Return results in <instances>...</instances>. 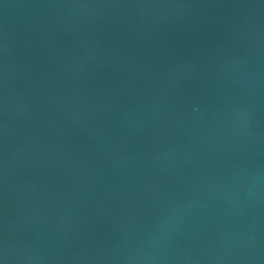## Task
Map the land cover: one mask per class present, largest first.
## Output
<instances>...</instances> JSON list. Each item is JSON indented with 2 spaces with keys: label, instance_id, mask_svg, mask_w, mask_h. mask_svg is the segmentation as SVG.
Instances as JSON below:
<instances>
[{
  "label": "water",
  "instance_id": "water-1",
  "mask_svg": "<svg viewBox=\"0 0 264 264\" xmlns=\"http://www.w3.org/2000/svg\"><path fill=\"white\" fill-rule=\"evenodd\" d=\"M0 264H264V0H0Z\"/></svg>",
  "mask_w": 264,
  "mask_h": 264
}]
</instances>
